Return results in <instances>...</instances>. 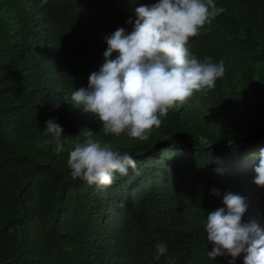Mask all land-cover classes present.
Returning <instances> with one entry per match:
<instances>
[{"label":"trees","instance_id":"16d2710c","mask_svg":"<svg viewBox=\"0 0 264 264\" xmlns=\"http://www.w3.org/2000/svg\"><path fill=\"white\" fill-rule=\"evenodd\" d=\"M158 2L0 0V264H230L228 254L209 258L205 230L228 193L245 199L243 223L264 229V188L254 182L264 149V0H215L226 12L188 46L201 61L223 60L225 75L147 141L106 136L71 103L105 62L106 38L133 31L136 9ZM49 120L63 128L62 153L44 144ZM89 131L129 153L139 176L117 173L110 187L72 180L68 149ZM161 242L168 252L156 260Z\"/></svg>","mask_w":264,"mask_h":264},{"label":"clouds","instance_id":"9594fccd","mask_svg":"<svg viewBox=\"0 0 264 264\" xmlns=\"http://www.w3.org/2000/svg\"><path fill=\"white\" fill-rule=\"evenodd\" d=\"M48 3L42 0L41 6ZM215 0H159L151 7L136 9L134 29L126 33L118 28L106 38L105 62L91 73L87 88L71 94V103L102 123L104 135L122 134L147 141L159 130L170 111L183 108L195 93L213 90L225 75L224 61H203L194 56L189 40L198 37L213 20L225 13ZM131 23V21H130ZM210 30V29H207ZM118 53L115 59L113 53ZM57 107L59 104L57 103ZM44 141L59 154L64 152L63 128L54 120L47 121ZM88 139L68 149L67 165L72 180L88 185L112 186L115 175L127 176L132 169L139 176L137 161L127 152ZM255 184L264 188V149L261 150ZM215 195L218 190L213 189ZM226 208L208 214L206 232L214 248L210 259L228 254H243L244 264H264V229L257 223H243L247 204L243 197L228 193L223 198ZM168 248L156 245L155 259L165 256ZM172 257H169L171 260Z\"/></svg>","mask_w":264,"mask_h":264}]
</instances>
